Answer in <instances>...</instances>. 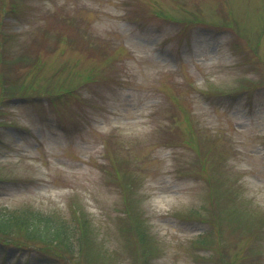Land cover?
<instances>
[{"label":"rangeland","instance_id":"374dc122","mask_svg":"<svg viewBox=\"0 0 264 264\" xmlns=\"http://www.w3.org/2000/svg\"><path fill=\"white\" fill-rule=\"evenodd\" d=\"M4 207L86 230L17 264H264V0H0Z\"/></svg>","mask_w":264,"mask_h":264},{"label":"trees","instance_id":"16d2710c","mask_svg":"<svg viewBox=\"0 0 264 264\" xmlns=\"http://www.w3.org/2000/svg\"><path fill=\"white\" fill-rule=\"evenodd\" d=\"M85 233V228L82 225L79 227L78 224L75 225L74 219L70 222L61 216L55 217L51 213L34 207L14 210L0 208V245L9 252L13 250L18 253L26 250L28 255L35 257L39 262L47 259L50 255L46 254L48 252L73 251L81 244ZM31 244H36L35 248L30 247ZM38 245L44 249L38 248ZM21 253L18 254L19 258ZM0 259L6 261L8 257L0 255ZM48 264H54V262H48Z\"/></svg>","mask_w":264,"mask_h":264}]
</instances>
